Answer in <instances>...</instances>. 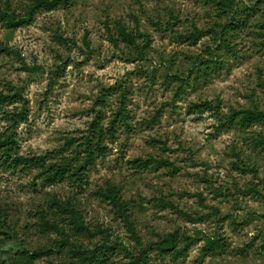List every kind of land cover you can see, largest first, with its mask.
I'll use <instances>...</instances> for the list:
<instances>
[{
	"label": "rangeland",
	"instance_id": "374dc122",
	"mask_svg": "<svg viewBox=\"0 0 264 264\" xmlns=\"http://www.w3.org/2000/svg\"><path fill=\"white\" fill-rule=\"evenodd\" d=\"M33 4L0 0V91L19 96L0 103V139L17 141L0 149V264L35 250L34 264H132L143 248L147 264H264V120L195 107L264 112V0ZM95 122L104 153L80 178L12 163L76 168Z\"/></svg>",
	"mask_w": 264,
	"mask_h": 264
},
{
	"label": "trees",
	"instance_id": "16d2710c",
	"mask_svg": "<svg viewBox=\"0 0 264 264\" xmlns=\"http://www.w3.org/2000/svg\"><path fill=\"white\" fill-rule=\"evenodd\" d=\"M69 0H34V4L32 5L31 9V15L35 10L41 9V8H54L57 5L67 2ZM223 31L226 30V25L223 26ZM121 33L126 39L135 40V37L132 33L126 31L123 27L121 28ZM223 34V32H222ZM191 37H197L201 35V31L196 30L194 34H191ZM18 94L10 95V94H4L2 91H0V103H9L12 102L13 98L17 97ZM19 97V96H18ZM196 109H198L199 112H203L206 109L214 110L215 113H217V117L220 120L221 123L228 122V123H234L235 119L239 117L240 124L242 125H248L254 122L262 121L264 120V112L257 110V109H244V110H233L228 116L227 119L224 120L221 115H219L218 106L215 104L213 105L210 101H204L202 103L195 105ZM25 108L23 107L19 112H12L11 116H8L9 121H11L12 127H15V123L18 122L19 119H24L25 117ZM121 113V111H120ZM123 115V114H122ZM115 125V124H114ZM92 135H94V142L88 141L87 145L85 146V160L82 164H80L78 167L73 168L71 162H61V163H50L47 167H45L46 159L48 157L47 154L45 155H38L33 157H24L20 155H15V157L12 159V163H25L28 165H35L37 167L42 168V174L45 176V181L49 183L58 182L61 180H65L68 178H80L83 175V172L89 165V163L93 162L95 159V155L97 153H104V146L101 144V136L103 135V131L101 128L100 123L95 122L92 126ZM112 130H115V126H112ZM17 147V141L15 140L14 136L10 134L8 137L1 138L0 139V149H3L2 157H4L6 160H8L11 157V152L15 151ZM142 163V165H148L151 160H143L138 159ZM157 163H162L155 161ZM168 163V162H167ZM112 199L117 204L119 209L121 210V213L126 214L124 203L118 198L116 192H112ZM64 207V206H63ZM1 213V209H0ZM214 242L212 241V244ZM212 244H208V246H211ZM176 241L174 236L168 235L163 240L159 242V248L162 251H173L175 250ZM42 256V252L39 250H35L34 252H28L23 251L20 252L17 256L11 258L9 264H34L35 260ZM148 253L147 249L143 248L138 251H135L132 255V260L130 263L132 264H147L148 260ZM95 254L92 253L90 255L82 256L79 261L75 263H69V264H90L91 262L95 261ZM129 264V263H128Z\"/></svg>",
	"mask_w": 264,
	"mask_h": 264
}]
</instances>
